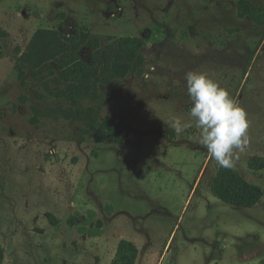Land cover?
<instances>
[{
    "label": "rangeland",
    "instance_id": "obj_1",
    "mask_svg": "<svg viewBox=\"0 0 264 264\" xmlns=\"http://www.w3.org/2000/svg\"><path fill=\"white\" fill-rule=\"evenodd\" d=\"M246 1L258 11L241 17ZM63 45L88 81L65 74ZM33 48L48 60L35 69ZM189 71L245 110L232 169L264 193L249 166L264 159V0H0L2 264H113L124 240L135 264H264V196L217 199L196 129L169 126L191 120Z\"/></svg>",
    "mask_w": 264,
    "mask_h": 264
},
{
    "label": "clouds",
    "instance_id": "obj_2",
    "mask_svg": "<svg viewBox=\"0 0 264 264\" xmlns=\"http://www.w3.org/2000/svg\"><path fill=\"white\" fill-rule=\"evenodd\" d=\"M187 96L191 101L190 121L172 116L170 127L177 135L193 127L198 143L220 168H233L239 153L249 143V120L245 110L228 90L207 73L189 71L185 74Z\"/></svg>",
    "mask_w": 264,
    "mask_h": 264
},
{
    "label": "trees",
    "instance_id": "obj_3",
    "mask_svg": "<svg viewBox=\"0 0 264 264\" xmlns=\"http://www.w3.org/2000/svg\"><path fill=\"white\" fill-rule=\"evenodd\" d=\"M242 3V2H241ZM244 3V2H243ZM242 5V4H241ZM247 11L240 12L241 17L251 16L252 13L258 11V8L251 4L250 2H245V7ZM240 10V9H239ZM41 34L47 32H40ZM133 42V48H130L129 51H125V54L128 57L129 64H123L115 69L117 72L122 71V77H126L131 70V67L136 62L137 53L141 49V46L135 47L137 41ZM128 47V44H125ZM38 47V45H37ZM66 46H62V50L56 48L59 52V55L62 57L60 59L61 67L64 69L65 74H67L71 79H74L78 84H83L84 81H88V78L91 76L93 69L84 64L79 60H75L71 55L64 57V54L67 52L65 50ZM125 47V48H126ZM38 48H33L29 54H26L25 59L27 63H31L34 69L37 65L47 63L48 60H43V54L41 52H36ZM35 57L34 61L30 60L31 57ZM64 57V58H63ZM73 94V93H72ZM70 94L69 101H74L75 97ZM111 138L116 139L111 134H107L103 139L110 140ZM120 144L121 142H115ZM249 166L253 170H264V159L260 164H257L255 161H250ZM212 193L213 195L224 202L225 204L241 208V209H251L255 207L263 198L264 193L260 187L250 184L247 182L236 170L230 168H220L215 179L212 182ZM138 258V250L136 246L129 241H122L119 245L118 252L116 255V260L113 264H135ZM3 263V254L0 249V264Z\"/></svg>",
    "mask_w": 264,
    "mask_h": 264
}]
</instances>
